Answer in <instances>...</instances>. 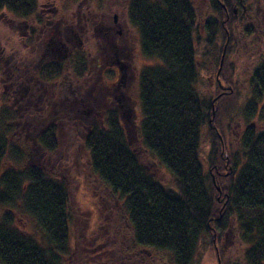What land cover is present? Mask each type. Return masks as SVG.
I'll return each mask as SVG.
<instances>
[{"label": "trees", "instance_id": "trees-1", "mask_svg": "<svg viewBox=\"0 0 264 264\" xmlns=\"http://www.w3.org/2000/svg\"><path fill=\"white\" fill-rule=\"evenodd\" d=\"M240 2L246 11L239 18L232 3ZM215 3L225 23L245 18L257 21L256 33L263 31L264 0ZM36 7V0H0V12L23 19L33 17ZM126 7L129 22L140 35L143 56L157 62L140 75L142 142L172 176L174 189L157 181L141 164L127 142L118 113L113 112L103 126L92 127L82 144L91 173L124 212L126 223L120 237L128 242L130 256L133 253L135 262L143 264L148 253H166L170 264H192L203 236L222 240L236 225L247 246L244 263L264 264V131L247 128L243 132L240 164L222 147L212 121L213 101L198 90L194 42L198 21L191 0H126ZM259 54L262 59L252 83L264 97V51ZM62 74V64L55 61L38 71L44 82ZM16 95L24 92L16 87ZM28 107L21 105L16 120L8 107L1 111L0 264H68L75 239L70 187L61 176L53 175L49 163L31 165L32 155L23 152L28 142L22 141L29 118L36 126L45 125L37 143L43 159L50 162L60 145L59 129ZM205 128L211 139L208 172L200 159ZM11 152L19 169H4ZM26 219L31 232L16 225L17 221L25 224Z\"/></svg>", "mask_w": 264, "mask_h": 264}, {"label": "rangeland", "instance_id": "rangeland-1", "mask_svg": "<svg viewBox=\"0 0 264 264\" xmlns=\"http://www.w3.org/2000/svg\"><path fill=\"white\" fill-rule=\"evenodd\" d=\"M191 2L198 21L194 36L198 90L213 101L212 121L218 139L239 163L243 159V132L247 128L264 131V97L252 83L262 59L259 52L264 51V29L256 33L257 21L245 18L225 23L224 14L216 11L215 0ZM36 4L29 19L0 12V129L1 111L8 107L16 120L21 105L29 106L36 115L44 114L46 121L50 119L58 127L60 145L50 162L43 159L37 143L45 125L36 126L29 118L22 141L28 142L23 152L30 158L32 155L31 165L46 167L49 163L53 175L61 176L70 187L75 239L73 259L68 264H141L135 262L133 253L130 256L128 242L120 237L126 223L122 221L124 212L91 173L82 140L92 127L103 126L113 112L118 113L127 142L141 164L157 181L174 189L172 176L146 151L141 138L140 75L157 62L143 56L140 35L128 19L126 0H36ZM242 6L239 18L244 12ZM232 7L238 6L232 3ZM114 16L123 34L112 39V35L106 36L105 26L107 21L113 23ZM115 53L123 59L124 73L109 63ZM54 61L62 64L63 74L44 82L38 71ZM119 84L121 102L118 99L122 97L115 93ZM16 87L23 96L16 95ZM209 131H203L200 147L206 172L211 150ZM13 154L4 169L20 168ZM217 189L220 191L219 186ZM16 225L20 230L33 231L29 219ZM95 240L101 246L96 247ZM246 248L234 225L222 240L203 236L192 264H245ZM169 262L171 257L166 253L151 252L143 258V264Z\"/></svg>", "mask_w": 264, "mask_h": 264}, {"label": "flooded vegetation", "instance_id": "flooded-vegetation-1", "mask_svg": "<svg viewBox=\"0 0 264 264\" xmlns=\"http://www.w3.org/2000/svg\"><path fill=\"white\" fill-rule=\"evenodd\" d=\"M222 6H223V4H222ZM237 6L238 7L234 8V14L236 16L238 15L239 6H242V2H240L239 5H237ZM243 11L244 12L246 11L245 7H243ZM105 30L108 32V34L106 33V36L112 35V39L116 36H122V34H123L122 27L118 24V20H117L116 16L113 17V23H110L109 21H107V25L105 26ZM110 31H112V34L110 33ZM109 63L112 65V68H117L116 70H117V72H120V74L124 73V71L126 70V67L124 66L123 59L120 56H118L117 53H115L114 56L109 57ZM123 80H124V75H122L121 84L123 83ZM121 84H119L117 86V88L115 89V93L116 94L119 93L118 95H120L122 97V93H121V91H119ZM121 100H123V97H122V99H118V101H120V102H121ZM121 108H123V107H121Z\"/></svg>", "mask_w": 264, "mask_h": 264}]
</instances>
